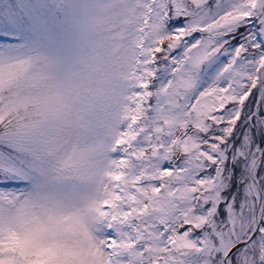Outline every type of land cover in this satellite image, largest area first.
I'll return each mask as SVG.
<instances>
[{"label":"snow or ice","instance_id":"1","mask_svg":"<svg viewBox=\"0 0 264 264\" xmlns=\"http://www.w3.org/2000/svg\"><path fill=\"white\" fill-rule=\"evenodd\" d=\"M0 264H264V0H0Z\"/></svg>","mask_w":264,"mask_h":264}]
</instances>
